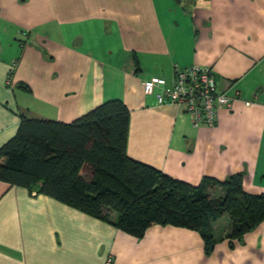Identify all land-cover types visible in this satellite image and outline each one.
Masks as SVG:
<instances>
[{
  "label": "crops",
  "instance_id": "0c3cea01",
  "mask_svg": "<svg viewBox=\"0 0 264 264\" xmlns=\"http://www.w3.org/2000/svg\"><path fill=\"white\" fill-rule=\"evenodd\" d=\"M190 66L233 99L213 127L144 91ZM112 100L130 110V159L192 186L241 175L264 195V0H0V149L23 117L70 124ZM231 224L212 222L207 251L198 231L138 238L0 181V264H264V221L233 242Z\"/></svg>",
  "mask_w": 264,
  "mask_h": 264
},
{
  "label": "trees",
  "instance_id": "16d2710c",
  "mask_svg": "<svg viewBox=\"0 0 264 264\" xmlns=\"http://www.w3.org/2000/svg\"><path fill=\"white\" fill-rule=\"evenodd\" d=\"M129 124L130 110L120 100L70 124L23 117L0 149V181L36 188L138 238L154 224L198 231L207 251L218 242L211 224L223 216L232 221L230 242L264 221V195L246 193L241 175L192 186L130 159Z\"/></svg>",
  "mask_w": 264,
  "mask_h": 264
},
{
  "label": "built area",
  "instance_id": "2783aa9c",
  "mask_svg": "<svg viewBox=\"0 0 264 264\" xmlns=\"http://www.w3.org/2000/svg\"><path fill=\"white\" fill-rule=\"evenodd\" d=\"M144 91L147 95H155L160 105L172 104L183 109L194 127H213L218 111L230 106L233 100L219 92L212 70L201 66L177 67L171 85L164 78L153 77L144 82ZM106 264H113L112 259Z\"/></svg>",
  "mask_w": 264,
  "mask_h": 264
},
{
  "label": "rangeland",
  "instance_id": "374dc122",
  "mask_svg": "<svg viewBox=\"0 0 264 264\" xmlns=\"http://www.w3.org/2000/svg\"><path fill=\"white\" fill-rule=\"evenodd\" d=\"M112 217H113V219H114L115 216L113 215Z\"/></svg>",
  "mask_w": 264,
  "mask_h": 264
}]
</instances>
